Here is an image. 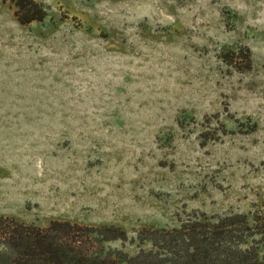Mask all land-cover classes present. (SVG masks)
<instances>
[{
    "label": "rangeland",
    "instance_id": "374dc122",
    "mask_svg": "<svg viewBox=\"0 0 264 264\" xmlns=\"http://www.w3.org/2000/svg\"><path fill=\"white\" fill-rule=\"evenodd\" d=\"M36 1L23 25L0 0V215L121 227L135 256L264 213V0Z\"/></svg>",
    "mask_w": 264,
    "mask_h": 264
},
{
    "label": "trees",
    "instance_id": "16d2710c",
    "mask_svg": "<svg viewBox=\"0 0 264 264\" xmlns=\"http://www.w3.org/2000/svg\"><path fill=\"white\" fill-rule=\"evenodd\" d=\"M10 1L23 25L49 16L48 8L36 0ZM241 54L248 71L253 65L251 50L245 48ZM128 238L116 226L55 220L39 227L0 215V264H264L262 212L252 218L195 214L178 228L143 231L139 241L150 248H141L135 256L110 246Z\"/></svg>",
    "mask_w": 264,
    "mask_h": 264
}]
</instances>
